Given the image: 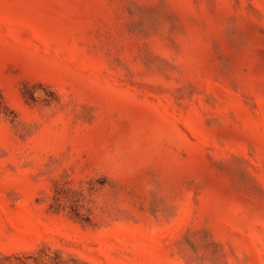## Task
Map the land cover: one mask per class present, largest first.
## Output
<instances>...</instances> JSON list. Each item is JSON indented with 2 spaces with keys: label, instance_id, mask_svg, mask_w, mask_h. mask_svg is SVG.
<instances>
[{
  "label": "rangeland",
  "instance_id": "1",
  "mask_svg": "<svg viewBox=\"0 0 264 264\" xmlns=\"http://www.w3.org/2000/svg\"><path fill=\"white\" fill-rule=\"evenodd\" d=\"M0 264H264V0H0Z\"/></svg>",
  "mask_w": 264,
  "mask_h": 264
}]
</instances>
